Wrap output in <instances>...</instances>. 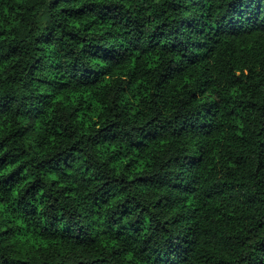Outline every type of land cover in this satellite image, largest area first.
<instances>
[{"label": "trees", "instance_id": "trees-1", "mask_svg": "<svg viewBox=\"0 0 264 264\" xmlns=\"http://www.w3.org/2000/svg\"><path fill=\"white\" fill-rule=\"evenodd\" d=\"M0 264H264V0H0Z\"/></svg>", "mask_w": 264, "mask_h": 264}]
</instances>
